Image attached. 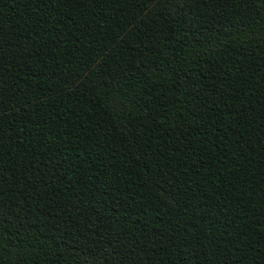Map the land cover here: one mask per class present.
Returning <instances> with one entry per match:
<instances>
[{
  "label": "trees",
  "instance_id": "obj_1",
  "mask_svg": "<svg viewBox=\"0 0 264 264\" xmlns=\"http://www.w3.org/2000/svg\"><path fill=\"white\" fill-rule=\"evenodd\" d=\"M0 264H264V0H0Z\"/></svg>",
  "mask_w": 264,
  "mask_h": 264
}]
</instances>
